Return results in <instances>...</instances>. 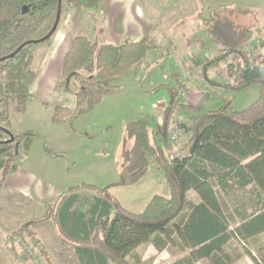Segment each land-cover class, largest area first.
I'll use <instances>...</instances> for the list:
<instances>
[{
	"label": "trees",
	"instance_id": "16d2710c",
	"mask_svg": "<svg viewBox=\"0 0 264 264\" xmlns=\"http://www.w3.org/2000/svg\"><path fill=\"white\" fill-rule=\"evenodd\" d=\"M100 1L0 0L2 178L17 170L20 152L26 154L31 148L33 134L12 131L10 115L25 113L32 100L35 47L51 39L59 5L61 17L64 5L95 13ZM207 14L206 18L201 14L198 18L220 54L200 66L188 65L187 69L199 68L204 80L216 86L208 79V70L235 56L236 60L225 66L228 83L221 86L238 93L255 85L257 99L243 110H236L231 101H226L215 110L201 111L180 102V94L187 92L184 83L157 87L168 93L161 123L143 115L126 124L125 141L130 146L125 162L119 164L117 182L102 188L70 187L54 201L43 203L44 214L30 222L50 223L61 243L74 248L80 264H166L141 260L136 249L148 244L157 253L168 251L170 264H232L228 248L234 244L253 264H264V57L257 61L245 50L253 43L256 29L240 25L236 15H250L251 11L220 6L208 9ZM171 47L169 43L162 49L148 37L121 45L75 37L54 89L73 94L76 108L55 107L53 121L65 124L84 116L105 95L120 88L114 82L141 69L153 53L169 56ZM177 112L190 114L189 124L178 127L188 139L177 150L180 156L171 159L176 148L169 133ZM151 168L163 173L166 196L151 197L141 212L126 209L111 196V188L132 187ZM82 191L93 194L81 195ZM188 192L198 201H189ZM28 226L6 238V250L15 262V247L8 244L12 236H21ZM28 233L41 253L39 242L30 230Z\"/></svg>",
	"mask_w": 264,
	"mask_h": 264
},
{
	"label": "rangeland",
	"instance_id": "374dc122",
	"mask_svg": "<svg viewBox=\"0 0 264 264\" xmlns=\"http://www.w3.org/2000/svg\"><path fill=\"white\" fill-rule=\"evenodd\" d=\"M140 1L146 12L161 14L172 9L173 0ZM184 2L190 4V9L187 8V4L185 10L179 13L186 15L184 22L186 26L178 27L177 33L180 35L179 37L189 39L195 35L200 42L204 43V48L198 50L199 54L195 53L194 62L199 61L201 65L220 54V51L215 50V43L207 36L206 30L198 31L196 29L195 23L190 17L193 8L196 6H200L205 12L208 11V8L213 10L220 6L251 11L252 14L250 15H236L240 25L250 27L253 30L256 29L255 40L253 39L251 46H247L245 50L257 61L264 57V45L262 44L264 40V0H197L195 2L194 0H184ZM66 9L67 7L64 5L63 11H67ZM176 14L170 18L173 22L181 20V17ZM167 31L172 34L171 30ZM91 41L103 45L110 44L108 40L95 34ZM199 41L198 43H200ZM173 49L171 47L169 56L163 57L159 53L157 61L151 60L149 67L131 72L121 80L114 82L113 85H120L117 91L105 95L84 116L65 124H58L53 121V107L35 101H30L22 115L11 113L10 123L13 129L33 134L30 151L26 154L20 152L17 165L23 170H35V173L43 179H53L49 183L61 192L70 187L82 185L106 187L117 182L119 164L125 162L126 151L130 146V143L125 141L126 124L136 121L143 115L152 116L155 123L161 120L164 109L162 108V111L157 110L153 104L157 101H167L168 93L165 89L156 90L160 85L169 84L176 87L178 83L182 82L186 83L191 91H201V95H205L204 98L210 102V105L203 108L202 111L215 110L226 101H231L236 110H243L257 99L258 90L255 85L238 93L225 90L221 86V84L228 83L225 66L229 62L235 61V56H229L225 61L208 70V79L217 84L212 86L208 83L216 90L215 93L209 92L210 88L206 86L207 82L204 80L201 70H196L195 67L188 70L187 67L182 66L183 64L177 57H174ZM189 66L192 65L189 64ZM35 69L36 65L33 61L34 72ZM226 80L227 83H225ZM183 99L179 96L181 103L184 102ZM187 114L189 115L188 118ZM189 118L190 114L186 112H177L175 116V122L171 129L174 126L177 128L179 142L174 145L176 151L171 153L173 157L180 154L177 151L178 148L188 139L187 133L183 129L179 130L178 127L180 124H189ZM154 124L152 128H154ZM46 156L48 158L45 161ZM43 164L50 167L49 170L54 171V177L42 172ZM55 172L58 173L57 178ZM6 177L7 175L3 178L0 176V264H37L33 258L25 257L22 250L14 246L15 239L19 235L12 236L8 244L9 247H15L17 262L7 252L5 244L7 236L21 228L23 229L25 225H29L27 231L30 230V234L33 236L31 228H37L40 225H32L30 222L35 217L40 218L44 209L40 203H28L26 199L9 190L5 183ZM109 191L111 196L116 198L123 207L135 212L140 211L137 204L139 202L135 199L143 200L155 195L166 196L168 194L163 173L154 168L149 170V177L146 181L137 183L132 187H113ZM188 197L191 200L195 199L193 194ZM46 224L49 225L50 223ZM27 231L23 230L21 234L32 241L27 236L29 235ZM149 245L138 247L142 257L148 260L152 259L155 263L165 261L166 264H170L172 262L169 252L159 255L154 253L148 247ZM228 250L233 257L232 264H253L237 244L232 245ZM40 258L46 264L42 254Z\"/></svg>",
	"mask_w": 264,
	"mask_h": 264
},
{
	"label": "crops",
	"instance_id": "0c3cea01",
	"mask_svg": "<svg viewBox=\"0 0 264 264\" xmlns=\"http://www.w3.org/2000/svg\"><path fill=\"white\" fill-rule=\"evenodd\" d=\"M195 1L197 0H194V2ZM187 4L188 3L184 2V0H173L171 4L172 9H168V11L162 12L161 14L146 12L140 0H101L98 10L95 13L67 8V11H63L59 25L51 39L45 43L37 45L34 49L33 61H35L36 69L35 79L30 87V93L32 95L31 101L51 106L53 108L58 106L70 110L76 108V99L73 94L56 91L54 87L59 78L62 63L70 44L75 37L80 35L85 36L91 41V38L95 34L108 40V42L113 45H121L127 41L136 43L144 37H148L154 40L162 49L167 48L169 43H171L174 48V57H177V59L183 64L182 66L187 67L189 64L192 66H199V61H197L198 64H195L197 63L196 61L194 62L195 53H197V55L199 54L198 50L204 48V43L202 41L200 42L195 35H192L194 37L191 36L189 39L186 37H179L180 35L177 33L179 29L178 27L183 28L186 26L184 24L186 21V15L184 13H179H182L183 10H185ZM189 5L190 4H188L187 8L190 9ZM181 7L182 9H180ZM192 12L193 13L190 17L193 19L196 29L198 31L205 30L198 16L201 14L202 18H206L208 16V11L206 10L205 12L203 8L196 6V8H193ZM175 13L181 17L179 22H173L170 19L175 16ZM180 24L181 26H179ZM167 30H171L172 34ZM197 40L200 43H198ZM215 50L220 51V48L216 44ZM159 53L160 52L151 54L142 68L145 69L149 67L151 60L156 62ZM196 70H199V68ZM225 83H227V80ZM184 84L186 85L187 92L184 93L183 104L199 108L201 111L204 110L203 108H207L210 105V102L204 98L205 95H201V91H191L189 90V87H187V84ZM206 86L210 88L209 92L216 93V90L208 83H206ZM164 102L157 101V103L153 104V107L162 111L161 109H164L167 104V101ZM188 117L189 115L187 114V118ZM158 123H161V120L158 121ZM11 130L15 132H23L19 129H13L12 126ZM47 158L48 157L46 156L45 161ZM42 166V172L54 177V171L49 170L50 167L46 164H43ZM57 174L58 173L55 175L56 178ZM148 177L149 172L138 184L146 181ZM52 180L53 179H43V177L35 173V170H23L17 165V170L12 174L7 175L5 183L9 187L8 189L14 192L17 196L26 199V201L31 204L38 202L44 209L43 203L54 201L62 192H64L54 188L52 184L49 183L52 182ZM80 194L88 196L93 193L82 191ZM190 194L193 193L188 192L187 199L191 202H197L198 200L194 194L195 199H189L188 196ZM149 199H135L139 202L137 203L140 208V211L138 212L143 210ZM43 214L44 212L41 213V216ZM31 232L35 237V240L39 242L40 251L44 256L46 264H80L79 257L75 253L74 248L61 243L59 234L52 228L51 224H42L37 228H31ZM148 247L152 249L154 253H157L152 245H149ZM136 252L142 261L148 260L141 256L139 248L136 249ZM166 252L168 251H163L157 254L160 255Z\"/></svg>",
	"mask_w": 264,
	"mask_h": 264
},
{
	"label": "built area",
	"instance_id": "2783aa9c",
	"mask_svg": "<svg viewBox=\"0 0 264 264\" xmlns=\"http://www.w3.org/2000/svg\"><path fill=\"white\" fill-rule=\"evenodd\" d=\"M180 97H184V94L181 93ZM170 140L174 145L178 144L179 142L178 130L175 126L173 129H170ZM170 158L172 159L173 156H171ZM14 246H16V248H20L25 257L33 258L37 264H45V262L40 258L41 253H39V251L37 250L35 243L30 241L29 239H26L24 235L18 236L15 239Z\"/></svg>",
	"mask_w": 264,
	"mask_h": 264
},
{
	"label": "water",
	"instance_id": "95a60500",
	"mask_svg": "<svg viewBox=\"0 0 264 264\" xmlns=\"http://www.w3.org/2000/svg\"><path fill=\"white\" fill-rule=\"evenodd\" d=\"M60 12H61V6L59 5L58 6V11H57V15H56V20H55V24H54V27L51 31V35L54 34V32L56 31L57 29V26H58V23L60 21Z\"/></svg>",
	"mask_w": 264,
	"mask_h": 264
}]
</instances>
